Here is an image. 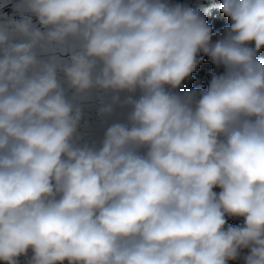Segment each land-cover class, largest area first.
<instances>
[{
    "label": "clouds",
    "instance_id": "clouds-1",
    "mask_svg": "<svg viewBox=\"0 0 264 264\" xmlns=\"http://www.w3.org/2000/svg\"><path fill=\"white\" fill-rule=\"evenodd\" d=\"M218 8L0 0L2 264H264V0Z\"/></svg>",
    "mask_w": 264,
    "mask_h": 264
},
{
    "label": "rangeland",
    "instance_id": "rangeland-1",
    "mask_svg": "<svg viewBox=\"0 0 264 264\" xmlns=\"http://www.w3.org/2000/svg\"><path fill=\"white\" fill-rule=\"evenodd\" d=\"M220 0H195L194 7L196 8L200 5H203L205 8L208 9L207 12V19L208 22L213 26L214 31H219L224 26L230 23L229 19L225 17L218 8ZM261 55H264V51L261 52ZM213 69V66L207 62V58H205V62L199 66L197 71L193 73V79L190 82H186V88H198V87H205L207 86V81L209 79L208 72ZM218 191V189H217ZM233 226L238 224H242V219L237 220H229ZM65 264L67 262L65 261ZM229 264H243L242 260L231 261Z\"/></svg>",
    "mask_w": 264,
    "mask_h": 264
},
{
    "label": "crops",
    "instance_id": "crops-1",
    "mask_svg": "<svg viewBox=\"0 0 264 264\" xmlns=\"http://www.w3.org/2000/svg\"><path fill=\"white\" fill-rule=\"evenodd\" d=\"M174 2L184 3V4H188L191 7H194L195 0H174Z\"/></svg>",
    "mask_w": 264,
    "mask_h": 264
},
{
    "label": "trees",
    "instance_id": "trees-1",
    "mask_svg": "<svg viewBox=\"0 0 264 264\" xmlns=\"http://www.w3.org/2000/svg\"><path fill=\"white\" fill-rule=\"evenodd\" d=\"M0 264H2V262H0ZM21 264H23V258H21Z\"/></svg>",
    "mask_w": 264,
    "mask_h": 264
}]
</instances>
